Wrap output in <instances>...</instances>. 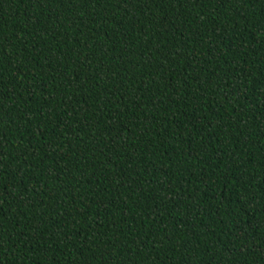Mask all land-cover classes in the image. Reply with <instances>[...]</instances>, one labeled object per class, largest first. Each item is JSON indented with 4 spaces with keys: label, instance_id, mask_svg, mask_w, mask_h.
Wrapping results in <instances>:
<instances>
[{
    "label": "trees",
    "instance_id": "trees-1",
    "mask_svg": "<svg viewBox=\"0 0 264 264\" xmlns=\"http://www.w3.org/2000/svg\"><path fill=\"white\" fill-rule=\"evenodd\" d=\"M0 264H264V0H0Z\"/></svg>",
    "mask_w": 264,
    "mask_h": 264
}]
</instances>
